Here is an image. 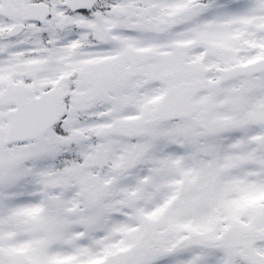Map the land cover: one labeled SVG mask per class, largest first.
<instances>
[{"label": "snow or ice", "instance_id": "obj_1", "mask_svg": "<svg viewBox=\"0 0 264 264\" xmlns=\"http://www.w3.org/2000/svg\"><path fill=\"white\" fill-rule=\"evenodd\" d=\"M0 264H264V0H0Z\"/></svg>", "mask_w": 264, "mask_h": 264}]
</instances>
